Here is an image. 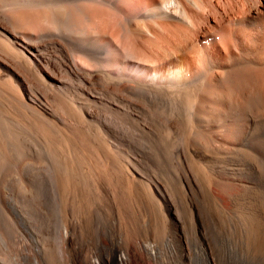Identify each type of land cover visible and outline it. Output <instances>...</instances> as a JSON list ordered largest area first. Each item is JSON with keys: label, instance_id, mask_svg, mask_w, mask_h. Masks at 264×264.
<instances>
[{"label": "bare ground", "instance_id": "bare-ground-1", "mask_svg": "<svg viewBox=\"0 0 264 264\" xmlns=\"http://www.w3.org/2000/svg\"><path fill=\"white\" fill-rule=\"evenodd\" d=\"M0 87L11 101L76 126L79 141L94 140L103 157H128L132 178L150 177L145 159L169 158L192 194L195 235L209 264L217 260L195 163H212L229 178L210 181L226 208L233 195L264 185L261 166L241 159L245 146L264 157V0H0ZM152 184L188 261L176 202L155 175ZM65 194L68 211L73 197ZM112 208L109 222L66 217L54 240L61 264H171L152 242L155 221L146 215L130 234L135 221ZM89 221L96 242L83 238ZM42 231L45 253L55 231L51 224Z\"/></svg>", "mask_w": 264, "mask_h": 264}, {"label": "rangeland", "instance_id": "rangeland-1", "mask_svg": "<svg viewBox=\"0 0 264 264\" xmlns=\"http://www.w3.org/2000/svg\"><path fill=\"white\" fill-rule=\"evenodd\" d=\"M85 140L79 141L76 126L48 119L42 112L19 104L15 98L11 101L0 87V264H61L55 241L60 239L66 217L73 214L77 218L94 217L109 222L112 205L121 220L135 221L128 224L132 227L130 234L146 215L156 222L157 233L152 236V242L169 263L209 264L195 235L198 215L193 209L192 194L179 174L170 169V159L157 157L161 162H156L155 156L145 159L151 169L150 177L144 174L138 179L133 177L132 181L124 170L128 157L107 159L96 150L97 142L89 137ZM259 150L264 153V148ZM243 154L241 159L252 158L261 166L260 178L264 181V157L255 158L259 154L247 146ZM214 162L229 164L224 159ZM195 165L200 193L195 192L211 223L207 238L217 264H264V185L257 182L252 188L254 193L245 197L233 195L236 199L231 197V207L226 208L214 198L210 181L214 176L221 181L229 178L215 172L212 163ZM152 175L160 179L166 193L176 202L177 215L184 223L183 234L189 236L183 246L191 251L188 261L179 253L181 232L165 224L173 216L168 214L164 197L153 189ZM69 189L73 198L67 211L65 193ZM50 224L55 231L51 237L55 246L44 253L40 249L41 239L49 235L40 230ZM92 224L89 221V227H83V238L96 242L95 238L90 239L97 234ZM102 226L106 227L103 230L109 227ZM114 238H120L117 227Z\"/></svg>", "mask_w": 264, "mask_h": 264}]
</instances>
